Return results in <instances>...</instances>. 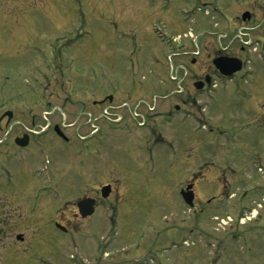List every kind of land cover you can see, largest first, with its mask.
Segmentation results:
<instances>
[{
	"label": "rangeland",
	"instance_id": "rangeland-1",
	"mask_svg": "<svg viewBox=\"0 0 264 264\" xmlns=\"http://www.w3.org/2000/svg\"><path fill=\"white\" fill-rule=\"evenodd\" d=\"M20 4L30 6L31 13L24 15L37 21L42 44L36 47L38 41L23 29L29 25L26 17L24 27L6 20L0 25V115L15 112L12 122H18L12 130L44 125L42 116L51 110L55 124L61 113L50 106L69 113L110 94H149L156 112L145 127L99 119L90 121V127L81 119L64 128L69 142L52 127L32 134L37 136L19 148L12 132L0 145V212L7 199L3 195L9 194L6 205L14 214L10 235L3 239L10 246H0V264L210 260L213 248L198 244L195 214L180 195L182 185L194 178L202 187L224 188V195L233 192L238 208H247L240 212L252 219L257 213L263 222L264 189L252 190L264 184V0H0L1 13ZM245 9L254 15L251 23L241 18ZM190 33L198 37L196 45ZM249 38L251 45L244 43ZM51 41L76 43L70 49L66 45L68 65H61L64 50L58 48L54 70L47 51ZM220 53L238 55L246 65L225 80L213 73L212 60ZM180 63L186 70H175L176 81L171 68ZM201 67L212 72L216 83L202 91L193 83L201 77ZM178 80L197 104L194 97L187 101L188 93L178 92ZM55 85H63L64 92ZM98 123L100 132L87 135ZM114 179L118 205L114 192L89 219L61 215L67 232L51 225L57 212L72 210V195L82 189L83 180L97 187ZM238 212L236 206V218ZM18 214L26 218L19 225ZM256 231V225L246 224L249 241L235 242L238 250L231 259L264 264V238ZM19 232L23 243L15 237Z\"/></svg>",
	"mask_w": 264,
	"mask_h": 264
},
{
	"label": "flooded vegetation",
	"instance_id": "flooded-vegetation-1",
	"mask_svg": "<svg viewBox=\"0 0 264 264\" xmlns=\"http://www.w3.org/2000/svg\"><path fill=\"white\" fill-rule=\"evenodd\" d=\"M2 7L4 5H1ZM245 11H249L251 13L250 18L245 20L248 23H251L254 18V15L252 13V11L245 9ZM29 12L31 13V9L29 5H22L20 4L18 7H14L13 10L11 12H4L1 13L0 10V25H4L5 20L11 23H18L19 26L24 27V25L26 24L25 21V17L27 19H29V25H26L23 29H27V33L29 36H31V38L36 42L38 41V43H36V47L41 45L42 42L40 43V41L38 40L39 37L42 36V31L40 30L37 21L30 19L29 17V13L27 14V16L24 15V13ZM244 12V11H243ZM242 12V13H243ZM2 16L4 17H8L9 19H11L12 17H14L15 19L12 21H9L5 18H2ZM21 18V22L22 25H20L19 19ZM14 21V22H13ZM244 21V20H243ZM19 26H15L14 27V32L16 30H19ZM3 28V26H2ZM5 30V28L3 29ZM20 32V31H19ZM16 34V33H15ZM4 37V36H3ZM2 37H0L1 39ZM18 38L22 41L23 39L18 36ZM12 41L13 37H12ZM16 41V40H15ZM6 44H10L9 41L6 39ZM56 42V41H54ZM52 44L51 48L48 49V53L51 57V64L55 68H57L58 66L55 65V51L60 48L61 52L63 53L64 50V56L62 57L60 55V61H61V65L66 66L69 64V59L66 58V45H68V49H70L71 47H73L76 43L75 42H62V46L57 45L56 43L54 44L52 41L49 42ZM226 49V48H225ZM227 49H229L227 47ZM244 49V46H241V51ZM35 52V51H34ZM243 52V51H242ZM5 54V53H4ZM219 55H224V54H219ZM217 55V56H219ZM227 55H231V56H238V55H234V54H227ZM69 56V55H67ZM215 56V57H217ZM214 57V58H215ZM239 57V56H238ZM213 58V59H214ZM59 61V62H60ZM68 62V64H67ZM213 63V60H212ZM6 65V64H5ZM214 65V64H213ZM204 67H206L204 65ZM215 67V65H214ZM7 70H9L11 72V64L8 63L6 65ZM216 71L218 72V70L215 67V71L213 70V73H216ZM200 72V71H199ZM201 77L196 80L195 82H202L203 86L200 89V91H202L206 86H210L212 84L213 78H212V72L210 70L207 71V68L204 70L201 67ZM10 74H7L5 76L6 80H10ZM193 82V83H195ZM9 83V81L7 82ZM5 84V83H4ZM56 88L59 89L60 92H64L63 90V85H55ZM18 88V86H17ZM180 93L184 94V93H188V99L187 101H189L192 98V102H194V104H197L196 101V96H191V92H190V88L188 87L187 90L181 91ZM200 94V92H197V94ZM196 94V95H197ZM136 97V98H133ZM140 97H142L140 99ZM52 103V102H49ZM62 107V106H61ZM58 105L55 106H50V109H58L59 112L61 113V119H58L59 122H56L55 124L51 123L48 125L46 131L50 128L53 127V131L55 132V134L63 141L65 142H69V136L66 135V132L64 130V128H71L73 126H75L81 119H83V122L86 121L85 124H87V126H90V121L92 122L93 119L96 120V117L98 115H100L103 111H106L109 115H110V120L112 122H115L113 125H122L126 122H133L137 127H145L150 125V95L146 94V95H142V96H128L125 98H115L113 95H107L104 96L103 98L100 99H94L91 102L90 107H87L85 104H82V108H80L78 111H75V108L72 107H76V106H72L69 108H72L73 111H69V113L65 112L63 110V108H61ZM178 108V106H177ZM7 111V114L5 113ZM9 111L11 110H4L2 111L1 115H0V130L4 129V132H0V145L6 143L12 132H16V130H12V124L14 125L15 122H12L13 117L15 116V112H12V115H9ZM52 111V110H51ZM14 113V115H13ZM67 113V114H66ZM98 113V114H97ZM96 114V115H95ZM54 115V112H52L50 114V118L51 116ZM116 117V119H114L113 117ZM70 117H72V120L69 121ZM99 120L101 118H98ZM101 121V120H100ZM3 122V124H2ZM103 122H107V121H103ZM111 122V123H112ZM101 128L100 123L98 124ZM56 126L60 129V131L63 133V135H59L60 133L56 130ZM34 127H28V128H20L15 135L14 138V143L16 145V147L19 148H23L29 145L30 141H31V137L34 136L36 137L37 135H32V134H37L40 133L35 129L33 130ZM15 128V127H14ZM90 133V132H89ZM27 134V135H26ZM84 135V134H81ZM82 138H85L84 136H81ZM26 139V143L25 145L21 144V141ZM104 172H106V170H104ZM97 174L99 173V171L96 172ZM221 181V180H219ZM116 184V188H114L113 186ZM199 181L197 180V178L194 179H190L189 181H187L184 185H182L181 189L186 188L188 185L192 184V191L194 193V205L192 206V208L190 209L189 206L186 205L187 210L189 212H194V216H195V228H196V236L198 239V244H205L207 247L210 246L213 249V255L211 256L210 260H204L201 259L197 261V264H248L245 262H240V261H234L233 259H231V256H235V250H238L236 247V243L237 241H241L242 239L245 242L249 241V237L248 235L245 234V226L248 223H253L254 225L257 226V231L256 233H258V235L261 236V238H264V220L263 222H261V218L258 217L257 213H254V217L252 219V217H248L247 214L245 213H241V210H246L247 208H243L240 209L238 208V203L236 202L235 198V194L233 192H228V190L226 191V195H224V188H205L202 187L200 185H198ZM224 183V182H223ZM82 189H80L77 194H73L72 197H75V199H71V203H72V210H69L68 212L63 211L64 213H58L57 212V217L53 219V224L51 223V225H53L54 227H56L57 229L67 232L69 230L68 227L65 226L64 222L65 219L67 220H71L74 217H81L82 219H89L91 217H93L97 211V209L99 208L98 206L100 205V203L107 201L110 197L113 196V193L115 192V196L114 198H116L115 204H119L118 202V189H117V183H116V179H114V182L112 181H106L104 183H101L100 185H98L97 187H94L93 185H90V180H83L82 181ZM228 184V182H227ZM231 184V183H230ZM110 186V193L108 197H102V188L104 186ZM224 185V184H223ZM225 188H229V185L227 186H222ZM90 188H93V190H91ZM260 189H264V184L263 185H259L258 187H256V191L252 190V193H261ZM245 196H247V192H245L244 194ZM17 197L19 198L20 195L17 194ZM243 197V195H242ZM241 197V198H242ZM3 198H7L4 200L3 204H2V211L0 212V240L3 241L4 236H8L10 235V231H11V218L14 214L11 213L10 211V206H7V202L6 200L10 199L9 198V194L7 195H3ZM85 198H94L95 199V211L93 214L91 215H87V216H82L81 212H80V207H79V202L82 199ZM70 201V200H69ZM68 202V201H67ZM10 203V202H8ZM116 205V206H117ZM236 206H237V210L239 211L237 214V218L234 216L236 215L235 210H236ZM117 207H115V205H113V207L111 208V211H117ZM225 210V212H223ZM252 208L249 210L251 211ZM241 213V214H240ZM40 214V218L43 219L44 217L42 216L41 213ZM250 214H252V212H250ZM63 215V216H61ZM66 216V217H65ZM63 217V218H62ZM26 218L23 217L22 214H18L15 217V222H17V224L19 225L21 222H23ZM248 220V221H247ZM57 224H59L61 227H58ZM96 230V229H94ZM255 233V232H254ZM18 235H23V233L19 232L16 233L15 237L17 239V241L19 243H23L25 241V237L23 235V238L20 239L18 238ZM246 239H248V241H246ZM3 247L6 246H10V244H3L0 245ZM254 249L256 252H261V250L259 248H257L256 246H254ZM224 256V257H223ZM220 257V258H219ZM234 258V257H233ZM263 264V263H261Z\"/></svg>",
	"mask_w": 264,
	"mask_h": 264
},
{
	"label": "water",
	"instance_id": "water-1",
	"mask_svg": "<svg viewBox=\"0 0 264 264\" xmlns=\"http://www.w3.org/2000/svg\"><path fill=\"white\" fill-rule=\"evenodd\" d=\"M242 18L245 20L250 18V13L248 11L242 14ZM216 68L224 75H232L234 72L238 71L242 67V61L237 57L230 56H218L213 60ZM197 88H201L203 86L202 82L195 83ZM9 115H12V112H8ZM7 114V112H6ZM56 130L63 135L60 129L56 126ZM27 135V134H26ZM26 139L21 141V144L25 145ZM192 184L188 185L185 189L181 190V195L184 201L190 206L194 205V193L192 191ZM110 193V186H105L102 189L103 197H107ZM80 212L82 216L91 215L95 210V199L93 198H85L80 200L79 202ZM18 238L22 239V235H18Z\"/></svg>",
	"mask_w": 264,
	"mask_h": 264
}]
</instances>
